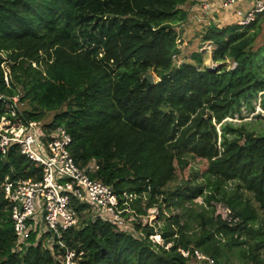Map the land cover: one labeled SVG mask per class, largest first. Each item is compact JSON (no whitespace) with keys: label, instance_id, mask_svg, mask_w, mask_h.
Here are the masks:
<instances>
[{"label":"trees","instance_id":"1","mask_svg":"<svg viewBox=\"0 0 264 264\" xmlns=\"http://www.w3.org/2000/svg\"><path fill=\"white\" fill-rule=\"evenodd\" d=\"M197 3L0 0V116L64 127L75 162L114 189L125 221L73 199L78 224L63 246L39 225L17 243L0 188V264H67L66 250L74 264H210L194 249L213 264H264V126L228 119L258 97L264 110V13L247 26L209 23L212 67L203 51L178 61L176 28ZM189 158L203 170L186 171ZM41 173L17 143L0 151V184ZM154 207L162 224L143 223Z\"/></svg>","mask_w":264,"mask_h":264},{"label":"built area","instance_id":"2","mask_svg":"<svg viewBox=\"0 0 264 264\" xmlns=\"http://www.w3.org/2000/svg\"><path fill=\"white\" fill-rule=\"evenodd\" d=\"M247 2L246 8L234 7ZM201 9H223L233 14L236 24L247 26L264 13V0H198ZM17 100V97L13 98ZM15 115L14 109H10ZM0 127V151L5 153L8 144L17 143L20 153L38 163L42 168L39 180L11 179L6 176L0 184L4 198L11 206V219L17 243L30 236L34 225L42 224L51 238L58 239L62 231L78 224V213L72 205L77 199L91 204L96 211L118 225L125 223L121 216L124 209L119 207L118 196L114 189L99 179L91 178L81 168L70 153L71 135L62 126L42 131L36 122H29L15 129ZM41 228V227H40ZM63 246V244L61 243ZM189 250L182 249L184 256ZM193 254L199 261L213 259L194 249ZM75 253L66 250L65 261L74 264Z\"/></svg>","mask_w":264,"mask_h":264},{"label":"rangeland","instance_id":"3","mask_svg":"<svg viewBox=\"0 0 264 264\" xmlns=\"http://www.w3.org/2000/svg\"><path fill=\"white\" fill-rule=\"evenodd\" d=\"M188 8L189 11V19L184 22L183 24H180L176 29L179 33V37L183 40L179 47H180V54H179V60L182 59H188L187 57L190 55L192 51H203L206 55L205 64L209 66H214L215 64L210 59V42H202L201 36L203 32L205 31V28L209 25V23H216L218 25H226L227 23H233L232 16L227 15L228 12L224 11L223 9H216V10H209L201 9L199 6H185ZM257 44L264 43V22H263V28L261 33L259 34L257 40ZM177 59V58H176ZM260 98L255 102V108L254 110L243 108L241 114L242 118L238 116L237 114L234 115V118H228L230 120L236 121V122H248L250 126H264V110L261 109L260 106ZM23 105L22 103L20 104ZM52 117L51 113H48L44 117V124L47 123ZM24 125V123L20 120H11L6 115L0 116V127H7L10 126L8 129H17L18 127ZM219 127V126H218ZM40 128V127H39ZM190 164L186 171H188L189 168H192V170H203V164L200 161L194 160L192 158H189ZM196 201L201 202L202 197L196 198ZM216 213H221L223 216H227L228 210L226 207H224L222 204L216 205ZM143 223H154L157 222L158 224H162L163 221H158L157 216V209L150 208L149 213L146 216L142 217ZM40 229L45 231L40 224ZM153 239L161 242L162 239L159 235H154ZM52 241V238L50 237V243ZM235 261H237V258H233Z\"/></svg>","mask_w":264,"mask_h":264},{"label":"water","instance_id":"4","mask_svg":"<svg viewBox=\"0 0 264 264\" xmlns=\"http://www.w3.org/2000/svg\"><path fill=\"white\" fill-rule=\"evenodd\" d=\"M147 81H149L150 83H154V77L152 75V73H146L144 76H143ZM210 116V111L207 110L206 111V117H209Z\"/></svg>","mask_w":264,"mask_h":264},{"label":"crops","instance_id":"5","mask_svg":"<svg viewBox=\"0 0 264 264\" xmlns=\"http://www.w3.org/2000/svg\"><path fill=\"white\" fill-rule=\"evenodd\" d=\"M247 2H242V3H239V4H237L235 7H234V9L235 8H246L247 7ZM228 12V15H231L232 16V19L234 20V22H236V20H235V17L233 16V14L231 13V12H229V11H227Z\"/></svg>","mask_w":264,"mask_h":264}]
</instances>
